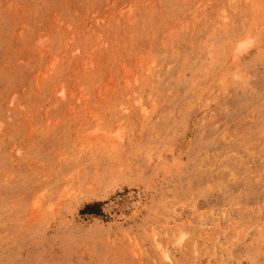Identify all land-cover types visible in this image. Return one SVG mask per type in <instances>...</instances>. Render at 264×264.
<instances>
[{"label": "rangeland", "instance_id": "obj_1", "mask_svg": "<svg viewBox=\"0 0 264 264\" xmlns=\"http://www.w3.org/2000/svg\"><path fill=\"white\" fill-rule=\"evenodd\" d=\"M0 264H264V0H0Z\"/></svg>", "mask_w": 264, "mask_h": 264}, {"label": "bare ground", "instance_id": "obj_2", "mask_svg": "<svg viewBox=\"0 0 264 264\" xmlns=\"http://www.w3.org/2000/svg\"><path fill=\"white\" fill-rule=\"evenodd\" d=\"M126 201V200H125Z\"/></svg>", "mask_w": 264, "mask_h": 264}]
</instances>
